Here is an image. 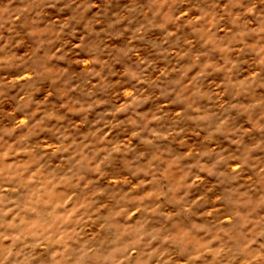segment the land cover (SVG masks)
<instances>
[{
    "label": "clouds",
    "instance_id": "1",
    "mask_svg": "<svg viewBox=\"0 0 264 264\" xmlns=\"http://www.w3.org/2000/svg\"><path fill=\"white\" fill-rule=\"evenodd\" d=\"M0 264H264V0H0Z\"/></svg>",
    "mask_w": 264,
    "mask_h": 264
}]
</instances>
